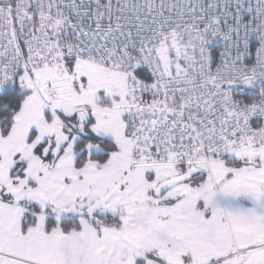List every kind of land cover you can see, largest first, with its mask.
<instances>
[{"label": "snow or ice", "instance_id": "1", "mask_svg": "<svg viewBox=\"0 0 264 264\" xmlns=\"http://www.w3.org/2000/svg\"><path fill=\"white\" fill-rule=\"evenodd\" d=\"M0 264H264V0H0Z\"/></svg>", "mask_w": 264, "mask_h": 264}]
</instances>
